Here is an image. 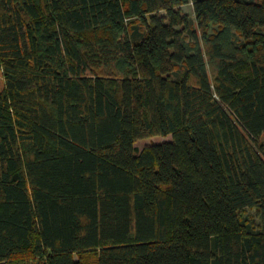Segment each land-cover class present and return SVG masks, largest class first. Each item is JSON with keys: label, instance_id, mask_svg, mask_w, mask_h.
Segmentation results:
<instances>
[{"label": "trees", "instance_id": "1", "mask_svg": "<svg viewBox=\"0 0 264 264\" xmlns=\"http://www.w3.org/2000/svg\"><path fill=\"white\" fill-rule=\"evenodd\" d=\"M0 71V264H264V0H0Z\"/></svg>", "mask_w": 264, "mask_h": 264}, {"label": "rangeland", "instance_id": "2", "mask_svg": "<svg viewBox=\"0 0 264 264\" xmlns=\"http://www.w3.org/2000/svg\"><path fill=\"white\" fill-rule=\"evenodd\" d=\"M182 11L183 13L189 15V16H194V11H193V7L191 4L183 6L182 7ZM4 88V77H3V73L0 71V91ZM171 137H167V138H163V137H153L150 139H145V140H141L138 141L136 143V147L138 148V150H142L147 146L150 145H154V144H161L163 142L166 141H170ZM249 214L253 217H255V213L253 211H249ZM256 219V218H255ZM256 221L258 222V220L256 219Z\"/></svg>", "mask_w": 264, "mask_h": 264}]
</instances>
